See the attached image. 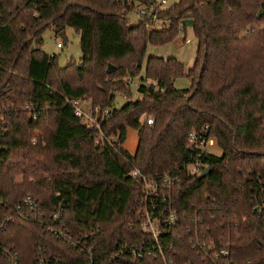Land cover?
Instances as JSON below:
<instances>
[{"label":"trees","instance_id":"1","mask_svg":"<svg viewBox=\"0 0 264 264\" xmlns=\"http://www.w3.org/2000/svg\"><path fill=\"white\" fill-rule=\"evenodd\" d=\"M131 12L118 0H0V115L7 121L0 199L10 206L0 205V216L29 195L43 216L17 218L0 230V248L16 252L20 264H34L41 254L87 264L86 252L45 227L59 200L72 238L96 231L90 237L95 264H111L121 245L148 243L136 218L143 187L131 172L138 169L153 179L175 177L170 200L180 223L161 239L170 262L213 264L190 244L188 228L198 225L208 240L230 243L235 264H264V216L254 212L255 197L264 199V0H180L159 11L160 22L169 23L161 29L130 23ZM185 19L193 20L198 41L193 67L175 57H148L141 97L130 100L124 79L140 76L150 46L186 32ZM51 26L80 35L79 62L61 67L44 52L42 34ZM109 65L116 70L108 73ZM182 77L189 88L175 87ZM118 92L129 97L120 108ZM80 99L113 109L102 130L119 139L115 148L75 116L67 101ZM206 125L222 155H204L210 173L192 176L188 136ZM129 128L138 133L134 154L123 147ZM158 262L157 255L120 260Z\"/></svg>","mask_w":264,"mask_h":264},{"label":"built area","instance_id":"2","mask_svg":"<svg viewBox=\"0 0 264 264\" xmlns=\"http://www.w3.org/2000/svg\"><path fill=\"white\" fill-rule=\"evenodd\" d=\"M122 6L131 8V11L137 15V20L145 22L150 29L156 28L160 22L159 11L168 7V0H151L150 3L142 2L140 0H118ZM181 31V28L180 30ZM58 48H62L61 42L57 43ZM142 77H139L137 87L142 82ZM133 77H126L124 79L125 87L131 89L134 84ZM145 84L157 87L156 81H146ZM88 100H68L74 108V114L81 119L83 125L89 130L96 131L98 141L104 140L115 148L114 142L119 139H109L103 132V124L112 116V108H103L101 106H93L91 103L88 109L82 108V104L88 103ZM28 108V106H27ZM30 117L36 118L32 112ZM145 119V118H144ZM148 124H153L152 118L147 119ZM7 121L0 115V149L1 141L6 136ZM216 139L210 134L208 125L200 130L190 132L188 136V147L192 151V158L187 164V170L192 176H202L208 164L202 159L204 155L212 154L210 148L216 146ZM131 176L142 181L143 195L138 200V209L136 213L137 221L140 223L142 230L148 235L150 241L139 245L124 244L115 249L111 258V264H120V260L125 255H130L134 259H143L146 256H156L159 258L158 264H174L169 261L161 246V239L163 236L170 233L177 228L180 223V217L175 208L172 207L170 200V192L172 190L175 177L172 172L165 173L159 179L146 177L140 170L135 169L131 172ZM0 205L10 207L7 202L0 199ZM66 203L59 200L55 209L50 213L45 221V227L56 237L66 240L71 246L81 248V251L87 253V264H95L94 248L90 245V237L94 236L96 231L91 235H83L81 239H74L63 226V217L65 213ZM254 212L258 215L264 216V199L255 197ZM33 216L43 217L41 213V203L37 198L29 195L22 202L16 204L0 216V230H7L10 225L16 222L17 218H33ZM242 222H248L246 217ZM241 223H234L240 225ZM190 244L192 248L205 259H209L213 264H235L232 258V250L229 242H216L215 240H208L206 234L202 233L198 225L189 227ZM0 264H20L19 255L9 249L2 250L0 248ZM34 264H63V261L57 257H47L39 255L38 260Z\"/></svg>","mask_w":264,"mask_h":264},{"label":"rangeland","instance_id":"3","mask_svg":"<svg viewBox=\"0 0 264 264\" xmlns=\"http://www.w3.org/2000/svg\"><path fill=\"white\" fill-rule=\"evenodd\" d=\"M146 3H150L151 0H140ZM180 0H168L167 6H172L175 3H178ZM124 13V12H123ZM137 15L134 12H131L129 15L127 13V20L130 23H135L137 21ZM169 25L168 22H160L156 25L157 29L165 28ZM240 34H244V31H241ZM66 35L68 38V42L65 43L61 34H58L53 26L48 28L43 34V50L48 55H56L58 63L61 67H65L71 60H75L79 62L82 57L81 45H80V35L76 32L75 29L71 27L66 28ZM61 42L63 44L62 48L57 47V43ZM198 41L195 38L194 32L192 28H187V31H181L178 38L171 44L165 46H150L147 50L146 57L144 60V66L140 76L135 77L134 84L131 86V99L136 100L141 96L137 92V83L139 82V77H145V69H146V60L150 56H157L163 58L175 57L183 62L187 68L188 66L193 67L196 52H197ZM191 86V81L187 77L179 78L175 81V87L178 89H185ZM129 97L122 92L117 93V99L115 106L120 108L123 106ZM90 101L88 103L82 104V108L88 109L90 105ZM138 146V133L135 129L129 128L127 131L126 141L123 143V147L129 153L134 154ZM210 151L218 156L222 155V150L217 146L210 148Z\"/></svg>","mask_w":264,"mask_h":264},{"label":"water","instance_id":"4","mask_svg":"<svg viewBox=\"0 0 264 264\" xmlns=\"http://www.w3.org/2000/svg\"><path fill=\"white\" fill-rule=\"evenodd\" d=\"M261 14H262V11L259 13V15H261ZM182 24L184 26H187L189 28H192L193 27V20L192 19H185V20L182 21ZM61 36L63 37L65 43H67V35H66V33L65 32H62L61 33ZM115 70H116V68L114 66L109 65V67L107 69V72L108 73H112ZM210 171H211V168L210 167L206 168V170L204 171V173L202 174L201 177H206L210 173Z\"/></svg>","mask_w":264,"mask_h":264},{"label":"crops","instance_id":"5","mask_svg":"<svg viewBox=\"0 0 264 264\" xmlns=\"http://www.w3.org/2000/svg\"><path fill=\"white\" fill-rule=\"evenodd\" d=\"M67 42H68V38H67ZM187 67V66H186ZM188 68H191V66H188Z\"/></svg>","mask_w":264,"mask_h":264}]
</instances>
